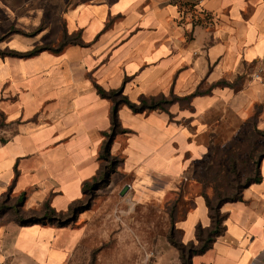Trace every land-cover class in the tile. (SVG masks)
I'll list each match as a JSON object with an SVG mask.
<instances>
[{"label":"crops","instance_id":"0c3cea01","mask_svg":"<svg viewBox=\"0 0 264 264\" xmlns=\"http://www.w3.org/2000/svg\"><path fill=\"white\" fill-rule=\"evenodd\" d=\"M64 32L83 44L0 55V197L25 194V209L57 211L83 199L111 129L112 102L97 86L135 103L172 99L166 110H118L126 131L111 154L147 187L161 177L177 189L218 143L264 133V0H0V50L57 45ZM259 170L241 200L222 205L224 232L192 264H264V156ZM199 224L211 225L202 193L174 228L188 243ZM78 233L11 219L0 225V264H63Z\"/></svg>","mask_w":264,"mask_h":264},{"label":"rangeland","instance_id":"374dc122","mask_svg":"<svg viewBox=\"0 0 264 264\" xmlns=\"http://www.w3.org/2000/svg\"><path fill=\"white\" fill-rule=\"evenodd\" d=\"M1 127H5L4 119ZM263 146L264 142L257 138L218 143L209 158L195 163L182 181L179 179L181 185L174 183L178 185L177 189L161 177L154 178L148 183L151 187H147L132 173H125L123 157L115 156L119 163L109 181L91 195H84L82 211L71 216L66 226H59L72 227L79 232L70 244L64 246L67 257L63 264H174L178 251L171 240L181 241V232L173 228L175 220L192 207L197 193L206 190L212 194L214 183H227L225 176L211 183L213 172L208 166L213 162L224 166L230 158L235 160L237 169L246 177L255 167L248 154L257 157L263 152ZM125 184L129 185L128 190L121 195ZM17 198L0 197V225H6L15 218L13 209H4L1 205L14 204ZM5 199L8 201L4 203ZM199 201V209H196L201 219L207 215L203 198L200 197ZM39 208L41 206L33 209L23 207L27 211ZM17 223L20 224L19 221ZM42 225L58 227L51 223ZM187 234L193 236L194 228L186 231ZM9 236L14 238L16 232L13 230ZM23 257L27 261L33 259L28 253ZM177 264H181L179 259Z\"/></svg>","mask_w":264,"mask_h":264},{"label":"trees","instance_id":"16d2710c","mask_svg":"<svg viewBox=\"0 0 264 264\" xmlns=\"http://www.w3.org/2000/svg\"><path fill=\"white\" fill-rule=\"evenodd\" d=\"M68 44H83L80 33L68 34L64 32L61 40L57 45L46 44L38 46L29 52H18L15 50L5 49L0 50V55H9L15 57H27L35 55L36 53L43 50H50L53 52H59L63 47ZM98 93L104 97L108 98L112 102V109L110 114L111 119V129L110 132L105 133V140L102 146V151L100 154V159L102 164L97 175L90 181H86L83 185L84 195H91L96 189H99L101 185L109 181V177L113 172H115V166L119 163L118 158L111 154V145L113 142V137L118 132H125L121 128L118 119V110L121 105H127L134 112H144L152 110H166V107L172 102V99H168L165 96L158 97H143L140 99L139 103L132 102L127 96L123 94L121 89L107 91L100 86H97ZM248 134V136H246ZM245 134L244 137L240 135L238 141H247L253 139H260L264 136L263 132H254ZM254 135V137H251ZM234 141V140H233ZM239 146V145H238ZM264 148V146H263ZM212 155V154H211ZM209 155L206 158H209ZM250 160L254 164V170L250 171L246 177L237 169L235 160L228 158L225 161L224 166L214 165V162L208 166V169L213 172L211 183L215 182L217 178L222 179L223 176L226 177L227 183L222 185V183L217 182L212 186L213 192L209 194L206 190L202 192L205 197L207 207L209 209V215L211 218V225L209 227H203L198 225L196 228V241H190L184 243L182 240L176 242L171 240L173 246L177 249L179 253V259L181 264H192V257L197 254H202L206 252L214 243L216 238L224 232V219L225 214L221 212V207L226 202L239 201L242 199L243 190L254 182H259L261 180V174L259 170V161L262 156H264V150L262 153L255 157L252 153L248 154ZM215 173V174H214ZM245 177V178H244ZM3 197V196H2ZM25 194H21L14 204H3L1 205L4 209H13L15 220L20 222V225H28L32 223L40 224H56L58 226H66L72 217L76 216L82 211L81 200L73 202L68 210L57 211L53 208L49 202L42 204L41 208L37 210L27 211L23 209ZM8 199L4 200V203ZM174 228V227H173Z\"/></svg>","mask_w":264,"mask_h":264},{"label":"water","instance_id":"95a60500","mask_svg":"<svg viewBox=\"0 0 264 264\" xmlns=\"http://www.w3.org/2000/svg\"><path fill=\"white\" fill-rule=\"evenodd\" d=\"M128 187H129L128 184L123 187V189L121 190V195H124L126 193V191L128 190Z\"/></svg>","mask_w":264,"mask_h":264},{"label":"built area","instance_id":"2783aa9c","mask_svg":"<svg viewBox=\"0 0 264 264\" xmlns=\"http://www.w3.org/2000/svg\"><path fill=\"white\" fill-rule=\"evenodd\" d=\"M260 72H261V70H260ZM260 72H259V73H260Z\"/></svg>","mask_w":264,"mask_h":264}]
</instances>
